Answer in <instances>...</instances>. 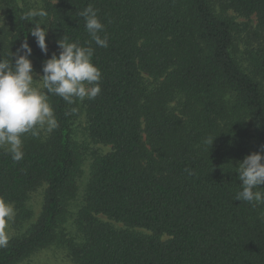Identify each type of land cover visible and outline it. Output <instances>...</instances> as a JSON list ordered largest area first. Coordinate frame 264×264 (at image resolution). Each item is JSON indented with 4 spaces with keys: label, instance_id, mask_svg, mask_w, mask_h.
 <instances>
[{
    "label": "trees",
    "instance_id": "trees-1",
    "mask_svg": "<svg viewBox=\"0 0 264 264\" xmlns=\"http://www.w3.org/2000/svg\"><path fill=\"white\" fill-rule=\"evenodd\" d=\"M52 1L45 55L25 9L0 0L13 5V24L0 22V59L11 61L27 40L33 70L43 75L64 35L94 49L101 91L82 110L90 140L111 151L93 164L74 263L264 264V204L235 200L236 166L264 146V0ZM89 5L107 48L85 28L80 13ZM230 11L257 19V43L242 55ZM75 100L49 94L58 127L25 134L20 161L0 148V197L25 228L0 247V264H19L59 239L82 167ZM44 185L35 219L28 202Z\"/></svg>",
    "mask_w": 264,
    "mask_h": 264
},
{
    "label": "clouds",
    "instance_id": "clouds-1",
    "mask_svg": "<svg viewBox=\"0 0 264 264\" xmlns=\"http://www.w3.org/2000/svg\"><path fill=\"white\" fill-rule=\"evenodd\" d=\"M80 15L84 17L85 28L95 44L107 48L108 38L100 35L104 25L97 10L89 5ZM46 16L43 9L29 10L24 16L25 20L35 21L29 31L45 55L48 54L47 26L36 18ZM57 46L59 55L53 53L43 62V75L38 79H34L36 73L29 58L32 49L27 40L11 53V61L0 59V148H5L14 161L24 157L22 137L25 134L38 137L42 130L51 132L58 127L49 94L71 104L75 99H93L101 91V72L92 63L94 49L68 42L65 35L57 41ZM213 141H210L211 145ZM236 168L241 190L236 193L235 200L264 204V146L247 155ZM14 216V205L0 197V246L8 242L7 228Z\"/></svg>",
    "mask_w": 264,
    "mask_h": 264
},
{
    "label": "rangeland",
    "instance_id": "rangeland-1",
    "mask_svg": "<svg viewBox=\"0 0 264 264\" xmlns=\"http://www.w3.org/2000/svg\"><path fill=\"white\" fill-rule=\"evenodd\" d=\"M50 3L54 4L52 0H17V7L19 9H25L26 13L29 10H45L47 12V16L42 18L37 17L36 21H39L43 25H46L48 29L50 23V19L48 18V5ZM12 9L13 5H3L0 7V22H4L6 25L8 23H10V25L13 24V20L11 17L13 14L11 13L9 17L8 13L9 11L11 12ZM229 17L232 18L236 23V35L238 39L240 55H242L246 47L250 46L251 44L256 45L257 43L256 39H254V33L257 30V19L255 17L247 19L245 17L239 16L233 11L229 12ZM31 22L35 25V21L31 20ZM43 25L41 27H45ZM47 36H49V30H47ZM34 72L36 73L34 79H38L39 76H42L40 72ZM36 86L39 87L40 85L37 84ZM75 101L78 104L77 117L74 121L76 143L82 157V167L77 178L76 196L70 202L69 212L65 222L58 229L59 239L57 240V242L46 249H42L33 253L30 257L19 264H75L71 257L70 248L71 244L78 241L81 234L77 227V214L79 210L85 205L87 186L91 179L93 164L95 163L96 158L106 155L111 151L110 146L97 144L90 140L87 133V118L82 110L84 99H77ZM173 106L176 107L175 105ZM41 133L47 136L50 132L42 130ZM46 188L47 186L44 185L37 191L33 192L30 196L28 205L32 209L35 215V219L40 215L42 211ZM16 215L17 211L15 209V216L9 223L7 228L8 242L18 233L25 230L24 227H20L18 226V224H16ZM99 218L103 221L111 223L118 229L125 228L123 224L109 220L104 216L100 215ZM137 231L145 232L140 229H137Z\"/></svg>",
    "mask_w": 264,
    "mask_h": 264
}]
</instances>
